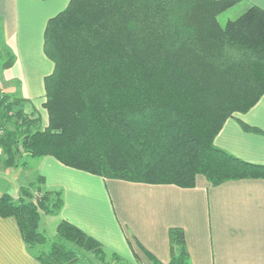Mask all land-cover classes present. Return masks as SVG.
<instances>
[{"label":"trees","instance_id":"1","mask_svg":"<svg viewBox=\"0 0 264 264\" xmlns=\"http://www.w3.org/2000/svg\"><path fill=\"white\" fill-rule=\"evenodd\" d=\"M237 2L70 0L43 34L53 64L43 80L46 126L25 113V100L0 89L5 167L24 154L103 179L183 189L194 188L198 176L212 186L264 179V165L214 146L226 120L264 95V11L250 7L224 26L217 22ZM31 188H20L15 201L4 194L0 217L16 220L38 262L75 264L79 250L104 257L97 241L64 221L47 245L40 212L56 217L61 194L38 187L34 197ZM168 238L169 264H184L183 232L170 229Z\"/></svg>","mask_w":264,"mask_h":264},{"label":"crops","instance_id":"2","mask_svg":"<svg viewBox=\"0 0 264 264\" xmlns=\"http://www.w3.org/2000/svg\"><path fill=\"white\" fill-rule=\"evenodd\" d=\"M69 2L0 0V56L13 58L6 68L0 65V77L7 79L0 84L11 88L0 86L3 92L25 101L44 97L43 80L53 71L43 54L44 30ZM250 7L264 11V0H238L234 10ZM239 122L264 133V95L247 113L226 120L214 139L229 155L264 165V135L244 131ZM28 186L59 192L62 207L53 220L76 227L129 264H169L168 232L174 228L184 235V264H264V179L212 186L198 176L194 188L183 189L103 179L51 157L23 154L10 168L0 165V198L17 200ZM0 264H41L12 217H0Z\"/></svg>","mask_w":264,"mask_h":264},{"label":"rangeland","instance_id":"3","mask_svg":"<svg viewBox=\"0 0 264 264\" xmlns=\"http://www.w3.org/2000/svg\"><path fill=\"white\" fill-rule=\"evenodd\" d=\"M235 5L217 17V22L219 25L224 26V24L228 20L235 19L240 14H242L241 12H239L238 9L234 10ZM1 55L2 56H0V65L2 68L4 67V64H9V63L12 64L11 56L4 55L3 53H1ZM3 55H4V57H3ZM2 70H4V69H2ZM4 78H6V77L5 76L0 77V83L7 82V79H6V81H3ZM0 86L2 88H4L6 91L11 90V88L7 87V84L6 85L0 84ZM34 95L36 96V94H34ZM9 97L15 98L12 95H10ZM43 102H44V97H43V95H40V97L32 99L31 101H25L24 105H23V109H24L25 113H27V114L35 112L36 115H39L41 117V121H42L43 126H46L47 116H46L45 110H43V108H42ZM7 128H10V125H8ZM4 160H5V158H4V156L1 152V149H0V165L1 166L4 165L3 164ZM31 187L32 188L30 189V192L32 193V195L34 197L38 196L39 194L37 195V193H36L37 187L36 186H31ZM51 218L52 217L46 216L42 212H40V219H39V223H38V232L42 233L40 229L41 228L43 229L44 233H42V234L47 239V245L54 242V240H55V229H56L57 222H56V220H53V218L52 219ZM78 253H79V260H77L75 262V264H129V263L114 259L107 252H105V255L103 258L95 257L92 254H90L84 250H79Z\"/></svg>","mask_w":264,"mask_h":264},{"label":"built area","instance_id":"4","mask_svg":"<svg viewBox=\"0 0 264 264\" xmlns=\"http://www.w3.org/2000/svg\"><path fill=\"white\" fill-rule=\"evenodd\" d=\"M0 134H1V130H0Z\"/></svg>","mask_w":264,"mask_h":264}]
</instances>
